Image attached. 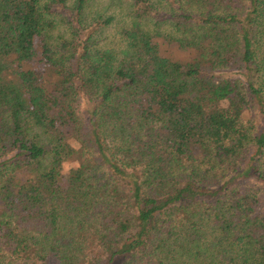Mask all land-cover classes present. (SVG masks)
Here are the masks:
<instances>
[{
    "label": "trees",
    "instance_id": "16d2710c",
    "mask_svg": "<svg viewBox=\"0 0 264 264\" xmlns=\"http://www.w3.org/2000/svg\"><path fill=\"white\" fill-rule=\"evenodd\" d=\"M88 3L0 0V264H264V0Z\"/></svg>",
    "mask_w": 264,
    "mask_h": 264
},
{
    "label": "rangeland",
    "instance_id": "374dc122",
    "mask_svg": "<svg viewBox=\"0 0 264 264\" xmlns=\"http://www.w3.org/2000/svg\"><path fill=\"white\" fill-rule=\"evenodd\" d=\"M158 1V0H155ZM161 1V0H159ZM132 0H89L87 9L85 11L86 19H92L96 16V13L101 12L103 16L109 17L113 16L114 20L111 24L106 26L103 31V42L102 44L108 48H113L115 51L121 52L122 49H126V43L121 38V30L124 27H127L131 24V16L129 15L130 4ZM163 4V2H162ZM64 8L60 7L59 10ZM68 11L63 10V14H66ZM60 19V18H59ZM167 29H171L168 27ZM68 30L64 24H59L58 29L54 32L55 36L67 34ZM84 105L82 106V110ZM253 113V112H250ZM83 114V113H82ZM245 120L254 122L257 127L261 124L260 114H248L245 117ZM72 164H67L65 171L67 172ZM264 191V188H263Z\"/></svg>",
    "mask_w": 264,
    "mask_h": 264
}]
</instances>
